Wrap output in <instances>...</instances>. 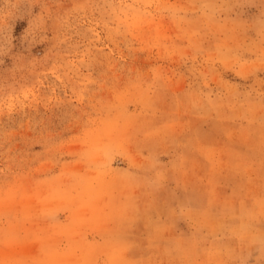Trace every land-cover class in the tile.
Returning <instances> with one entry per match:
<instances>
[{"label":"rangeland","instance_id":"374dc122","mask_svg":"<svg viewBox=\"0 0 264 264\" xmlns=\"http://www.w3.org/2000/svg\"><path fill=\"white\" fill-rule=\"evenodd\" d=\"M0 264H264V0H0Z\"/></svg>","mask_w":264,"mask_h":264}]
</instances>
